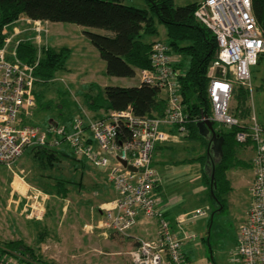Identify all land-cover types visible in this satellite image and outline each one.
Returning <instances> with one entry per match:
<instances>
[{
    "label": "built area",
    "instance_id": "1",
    "mask_svg": "<svg viewBox=\"0 0 264 264\" xmlns=\"http://www.w3.org/2000/svg\"><path fill=\"white\" fill-rule=\"evenodd\" d=\"M195 17L214 34L219 49L218 60L209 70L212 114L195 119L187 115L182 101L176 70L182 58L168 43L156 41L151 53L153 70L140 71L139 79L166 93L164 116L140 117L129 107L104 118L78 116L71 127L58 122L44 128L31 125L28 118L37 106L34 88L39 61L28 64L17 56V48L30 30L16 28L17 35L24 33V37H18L14 45L10 37L0 39V165L11 168L32 147L67 146L76 160L105 169L117 193V198L102 208L97 223L87 226L89 232L101 231L105 238L125 236L142 216L157 222L158 235L152 240H138L128 251L132 264H191L184 247L195 236L188 234L183 225L208 213L199 209L179 217L176 224L181 234L174 231L155 193L162 182L154 166L157 148L175 136L185 139L192 122L212 121L218 128H237L236 141L242 145L251 142L254 147V181L248 218L239 229L231 260L233 264H264V127L254 114L243 121L230 113L235 83L252 92L251 71L264 54V30L254 14L253 0H202ZM20 21L33 25L34 40L41 51L48 28L41 21ZM218 68H223V78L216 76ZM48 199V195L33 188L24 213L27 218L43 220ZM21 259L17 252H0V264H20Z\"/></svg>",
    "mask_w": 264,
    "mask_h": 264
},
{
    "label": "rangeland",
    "instance_id": "2",
    "mask_svg": "<svg viewBox=\"0 0 264 264\" xmlns=\"http://www.w3.org/2000/svg\"><path fill=\"white\" fill-rule=\"evenodd\" d=\"M198 1L200 0H175V5L182 7ZM122 2L138 9H147L148 6L146 0ZM20 20L3 31L6 32L4 34L6 37L12 38L13 45L18 37H24V33L17 35L15 29L18 28V31L29 29L30 33L25 39L34 42L38 47L39 59H42L49 47L56 50L68 48L71 51L63 69L56 71L50 78H38L34 88L37 106L32 116L28 118L29 124L41 128L56 122L70 125L71 120L84 111L92 117L88 101L93 99L104 103L106 87H133L139 83V76L135 78L109 76L107 63L84 35L82 27L68 23H44L48 28L49 40L47 36L40 51L37 40H34L33 25ZM155 27L158 33L147 37V40L167 42L165 26L156 21ZM251 84L252 94L249 105L252 107V115L264 117V54L260 57L258 65L252 67ZM235 105H237L236 101H232V109ZM62 148L66 149V146ZM24 155L13 169L19 171L25 168L37 174L40 172L45 176L40 187L53 197H49L45 205L46 214L38 223L28 220L25 216L19 217L14 212L10 214L5 205H0V242L22 241L25 248H29L27 252L25 248L20 247L25 252L22 259L25 257L26 260H32L34 255L51 264H132L128 256L129 243L123 240V236L115 234L105 238L101 236V231L89 232L87 228L98 221H96L99 214L96 203L105 200L106 196L101 193V188L108 189L110 197L114 196L108 174L92 163L82 164L70 158L62 159L64 163H55L54 167L43 168L40 162L35 163L29 152ZM157 169L161 170L160 166ZM177 169L182 173L177 184L186 186L185 189H181L183 198L186 203L188 201L196 203L189 205L190 210L195 207L205 210L208 206L206 202L215 201L209 186L203 184L201 180H196L200 175L199 160L180 163ZM10 174L6 166L0 165V184L9 178ZM34 177L36 178L31 175V178ZM96 178L101 181L100 188L96 186L98 184ZM55 183L64 185L69 189L68 193L64 191L65 196L60 194L52 187ZM177 192L179 191L174 190L171 195L176 196ZM4 199V196L3 200L0 198V204ZM238 203L237 199L229 201L222 214H218L222 206L217 205L220 211L213 220V228L212 216L198 217L189 223L187 229L184 227L188 234L192 233L195 236L184 247L191 264H232L230 253L233 249L234 234L239 227L238 218L242 207L240 204L238 206ZM172 225L174 231L181 234L176 221H173Z\"/></svg>",
    "mask_w": 264,
    "mask_h": 264
},
{
    "label": "trees",
    "instance_id": "3",
    "mask_svg": "<svg viewBox=\"0 0 264 264\" xmlns=\"http://www.w3.org/2000/svg\"><path fill=\"white\" fill-rule=\"evenodd\" d=\"M122 1L0 0V39L3 41L5 37L4 29L8 30L20 19L48 24H75L84 29V35L107 63L109 76L135 78L142 70H153L151 61L153 45L161 40L148 41L147 37L158 33L155 27L158 21L166 28L168 37L166 43L182 58L176 70L180 74L178 81L182 86L181 96L185 112L188 111L186 113L190 115V119L211 115L209 70L218 60L219 49L214 34L195 17L194 12L198 3L178 7L175 5V0H146L147 9H138L127 6ZM253 9L264 30V0H253ZM94 30L104 32L98 33ZM70 53L68 48L56 50L49 47L42 59H37L38 47L30 40L20 43L17 48V56L23 62L34 64L39 61L35 71L37 79L50 78L56 71L63 69ZM182 64L185 65L182 67ZM250 94L252 92L247 87L234 84L231 105L232 101H236L237 105L234 109L230 105V113L243 121L249 120L252 115V107L249 105ZM104 96V103L93 99L88 101L90 112L93 113L91 118H104L112 111H124L129 107L140 117H162L168 106L166 93L162 89L140 81L133 87H106ZM86 115H88L86 111L76 115L71 120V124L66 126L71 127L78 116ZM197 124V122L189 124V135L185 139L198 140L203 145L210 146V142L200 135ZM215 127L221 136H225V143L224 156L218 160L211 158L217 185L213 198L224 207L226 201L224 195L230 190L227 171L241 165L237 157L238 149L252 144L249 142L242 145L236 141L234 135L238 131L237 128L229 130L224 127L218 128L217 125ZM62 147L59 149L32 147L27 152L33 155L43 168L54 167L55 163H61L63 158L85 164V161L76 160L67 146L66 150L61 151ZM205 176L211 190V173L207 172ZM53 187L63 196H65L64 191L67 193L69 191L61 183H56ZM20 247H26L22 241L0 242V252L10 250L25 256L24 249L21 250ZM25 250L29 252V248ZM20 264L51 263L33 255L32 260L23 257Z\"/></svg>",
    "mask_w": 264,
    "mask_h": 264
},
{
    "label": "crops",
    "instance_id": "4",
    "mask_svg": "<svg viewBox=\"0 0 264 264\" xmlns=\"http://www.w3.org/2000/svg\"><path fill=\"white\" fill-rule=\"evenodd\" d=\"M201 1L202 0L196 3H199ZM48 40H49V34H48ZM259 117L257 116L259 122L264 127V117L262 116H259ZM166 129L171 130L169 128H166ZM209 147L210 146L203 145L202 142L198 140H193L190 138L182 140V138L175 136L170 142L160 145L157 148L156 155L154 158V166L156 170L160 173L162 182L159 185V187L156 189L155 193L161 198L162 200L161 207L163 208L167 219L171 223L173 221L174 222L177 221L179 217L190 215L191 213L199 209H202L200 207H195L191 210L189 209V205H196V203H192V202L190 203L189 201L188 203H186V200L183 198L181 189H185L186 186L185 184L183 186L182 184H177L178 180L181 179V175H182L181 171H179L177 167L179 166L180 163L199 160V163H200V171H199L200 173L199 174L200 175L196 177V180H201L203 184L207 186L208 184L206 182L205 175H207V172H208L206 169V164H207V154H208ZM63 150H66V149L62 148L61 151ZM254 153L255 151L251 145H247V146H244L238 149L237 157L241 161V165L240 166L238 165L237 167H233L227 171V179L230 183V190L228 191L226 195H224V199L226 200L225 206L224 207L222 206L221 212H219L220 210H218L217 209L218 207H216L217 205H219L217 201H212L211 203L208 201L206 202V205L208 206L205 209V211H207L208 214L202 217V218H206V217L212 216L211 219L214 220L217 212H219L218 214H222V212H224L226 206H228L229 201H233L234 199H237L239 201L238 206L240 204L242 207H241V212L239 213V218H238L239 227L233 237V249L231 250V253H230L231 263H232V260H231L232 253L236 249L237 244H238L239 229L241 225L244 224L248 218V214H249V210H250V206L252 202V198L250 194V186L254 181V171H253V166H252V160L255 156ZM31 157L34 159L36 163L37 161L35 157L33 155H31ZM211 158L215 159L213 157V153H211ZM63 159H66V158H63ZM19 160L15 164H17ZM61 163H64V160H62ZM13 166L11 168L7 167L10 170L11 174L9 178H7L4 182L0 184L1 186L0 198L2 200H3V196L5 198L3 203L0 205H5L6 210H8L10 214L14 212L19 217L25 216V218H27L26 214L24 213H25V210H27V206H29L28 196L31 193V190L33 188L40 190L41 192L45 193L49 197L50 196L53 197V196L49 194L47 191H45V189L40 187V185H43L42 183L45 178L44 175H41L40 172H38V174L37 172L34 173L33 170H27L25 168H22L21 170L16 171L13 169ZM158 166H160L161 170L157 169ZM100 169H102L107 174V171L105 169L103 168H100ZM249 169H250V172H249ZM31 175L36 176V178L35 177L31 178ZM97 181H98V184H96V186L100 188L101 181L98 179ZM112 188L114 190V187ZM174 190L179 191L177 192L176 196L171 195V193ZM101 193H103V195H106V196L104 198L105 200L96 203V207L99 212L96 221L101 218L102 208L108 206L110 203H112L117 198V193L115 190H114L113 197L109 196L108 189L106 188H101ZM192 221L194 220H188L186 223H184L183 227L187 229L189 223ZM213 223L214 222L211 223L212 228L214 225ZM157 235H158L157 222L156 221H146L142 218V216H140L138 220V224L135 227H133L128 232L127 235L123 236L124 237L123 240H126V242L129 243L128 245L131 250L132 248L136 246L138 240H152L156 238ZM101 236L103 235L101 234Z\"/></svg>",
    "mask_w": 264,
    "mask_h": 264
},
{
    "label": "water",
    "instance_id": "5",
    "mask_svg": "<svg viewBox=\"0 0 264 264\" xmlns=\"http://www.w3.org/2000/svg\"><path fill=\"white\" fill-rule=\"evenodd\" d=\"M216 76L219 78H223V68H218ZM197 126L199 129L200 135L210 142L206 169L208 173H211V177H212L211 195L213 197V195L215 194V189L217 185L215 182V173H214L215 171L212 165L213 162L211 161V153H213V157L215 159H221L224 156L225 138L218 133L215 127V124L212 121L200 122L197 124ZM124 165H126L125 162H124ZM129 168L135 171L133 167H129ZM212 222H213V219H212Z\"/></svg>",
    "mask_w": 264,
    "mask_h": 264
},
{
    "label": "bare ground",
    "instance_id": "6",
    "mask_svg": "<svg viewBox=\"0 0 264 264\" xmlns=\"http://www.w3.org/2000/svg\"><path fill=\"white\" fill-rule=\"evenodd\" d=\"M195 13V12H194ZM182 53V52H181ZM37 55V54H36ZM215 62V61H214ZM185 64H182V67L184 66ZM212 66V65H211ZM186 110V109H185ZM186 112H188V111H186ZM190 116V115H189ZM235 129V128H234ZM233 131H236V130H233ZM236 133H237V131H236ZM236 135H234V137H235ZM224 138H225V136H224ZM236 138V137H235ZM237 143V142H236ZM255 154V153H254ZM216 163V162H215ZM214 165V164H213ZM254 171V170H253ZM212 180V179H211ZM212 182V181H211Z\"/></svg>",
    "mask_w": 264,
    "mask_h": 264
}]
</instances>
